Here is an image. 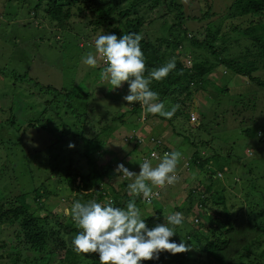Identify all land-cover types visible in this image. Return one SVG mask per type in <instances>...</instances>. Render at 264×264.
Returning <instances> with one entry per match:
<instances>
[{"label":"trees","instance_id":"trees-1","mask_svg":"<svg viewBox=\"0 0 264 264\" xmlns=\"http://www.w3.org/2000/svg\"><path fill=\"white\" fill-rule=\"evenodd\" d=\"M6 1L14 2V10L5 4L4 7H0V28L1 22L9 28L17 23L21 27H32L31 24H33V21L31 20L37 18L39 11L43 9L46 15L49 16V19H51V32L54 33L56 31L59 38H57V35L56 39L49 38L47 31L46 33L40 34V40H53L54 42L61 43L60 51L64 52L69 51L71 45L65 41L60 42L59 40L66 37L68 32L71 33L72 31L70 30L72 28L76 26L82 28V17H86L87 21L94 28H99L102 32L111 29L116 32L115 34L118 37L125 33L140 34L139 32L143 25L153 23L155 20L160 19L162 24L160 28L153 31V35H147L148 32H146L147 34H140L143 37L140 42V47L144 53L146 76L152 69L164 66L175 57V69L162 81L153 80L150 85L151 90L157 92L161 97V101H166V110H170L171 108L168 100L173 91L181 92L186 90L187 97L192 98V91L188 90L187 87L185 88V81H191L197 78L199 87L205 85V81L209 79L210 75L215 73L214 70L219 66H224L231 71L230 78H233L234 74L239 75V77H247L249 85L252 84L254 87V95L257 91H264V74L262 73L264 71V0H223L222 8L224 9L221 8L222 10L220 11H215L212 3H208L207 7L195 5V0H187V3L182 2V0ZM142 6L150 8L152 19L148 20L146 15L139 11V7ZM163 7L166 8V12L162 14L160 10ZM158 13L160 14L158 15ZM235 19L246 21V25L239 23ZM81 33L86 39L90 36L85 34L83 29ZM85 45L83 44L79 47L77 43L75 46L76 48L84 49ZM182 57L190 58V65L185 64ZM101 66L99 64L98 68L100 69ZM68 67L74 69L71 65H68ZM216 72L219 71L217 70ZM15 73L16 71L8 72L9 76L14 78L15 90L20 91L17 89V85L21 84L23 76ZM225 75L229 76L226 72ZM212 79H214L212 81L213 90L218 91V94H222L223 90H227L228 87L225 82L221 84L217 82L219 77L216 79L213 75ZM40 87L47 92L53 90L55 95L64 94V91L67 90L65 87L54 88L50 85H46V87L40 85ZM199 87L197 86V88ZM21 89V92L13 96V101L11 102L18 113H13V109H11V115L8 116V119H4L6 117L5 113L0 112V126L8 125L7 121L10 122V125L18 121L20 105L16 102L15 97H25L31 104L30 107L26 106L24 108L21 115H24L26 109L28 111L35 105L30 94L24 92L23 86H21ZM59 89H62V91ZM200 89L202 90V88ZM40 90L43 94L46 93L42 89ZM203 90L209 89L204 86ZM109 94H111L112 98L116 99L122 97L121 93L115 94L109 91ZM109 94L106 95V98ZM65 95L68 96V99L65 100L67 102L74 98L86 97L84 93L78 92L77 90H71L65 93ZM239 96L246 97V93L241 91ZM42 98L46 106L40 111L47 113L50 110V104L55 100V96ZM36 99L35 101L37 102ZM185 100L183 99L182 102H185ZM89 102L88 98L87 111L80 110L79 112L81 115L86 116L87 122L83 124L85 128L92 124L93 129L96 130L91 137L82 135L85 132L83 130L80 137L81 144H78L76 152L74 154L72 152H65L61 155L62 159L59 161L62 160L63 163L65 161L67 163L65 165L66 174H60L58 178L63 180V184L70 192L82 186H88L86 193L93 200L102 203L106 197L115 196L117 191L106 180H111V178L118 176V173L115 175L111 174L115 169L113 163L118 158V154L111 155L113 157L106 156L107 154L110 155L108 149L111 145L108 143L112 140V133L119 129L120 126L125 124L131 125L132 120H130V117L138 112L140 105L138 102L128 105L123 100L122 105L125 106L124 110H126V106L128 107L127 111L123 113V110L122 115L119 116L112 115L109 117V120H106L107 117L101 118L99 122L93 124L91 116L97 109L94 108V104L91 105ZM247 106L248 102L244 101L242 108L238 112L240 118L244 117L243 114L248 109ZM89 107L91 108L90 114H88ZM0 108L3 110L2 107ZM142 112L144 118L147 120L141 123V117L138 116L136 123L139 126L138 129L143 130L144 126L148 127L150 129L149 133L151 134L165 131L164 127L168 122L164 123V120H167V118L159 114H146L143 109ZM178 115L179 117L183 115L182 109H178L174 116ZM189 116L188 114L187 117L178 118L177 123L174 122L170 126L174 128L179 127V125L181 126L183 122L187 123ZM203 116L201 118L202 120L204 119ZM262 116L264 114L259 117ZM151 117L154 120L152 119L151 123H147ZM155 117H160L161 121L156 123ZM25 120L29 130L33 126H36L34 121H40L38 119L29 120L28 118H25ZM170 122L172 121L170 120ZM248 122L257 124L258 127L255 130L258 131V137H264V130L260 125L264 124V117L257 119V117L252 115L249 116ZM98 123L101 125L99 129L93 126L98 125ZM136 125L134 124L135 128H137ZM201 125L202 123L197 127ZM252 128L248 127L244 132L249 136L252 133ZM196 130L192 134L188 132L189 135L193 137L198 135ZM14 140V138H10L11 143L15 142ZM52 140L54 141H51V145L46 147L47 150L60 144L63 139L60 136H54ZM189 142L191 143L189 153H185L186 151L181 149L188 164L193 169L198 168V172L211 168V172L208 174L209 178L204 177L201 179V182L203 187H205L206 183L212 182L207 184V193L205 194L199 192L201 189L198 191L191 189L187 196L189 199L188 203L176 207L178 210H182L184 220L182 225L175 227L176 235L170 239L176 243H180L182 239L185 240L192 246L191 250L187 253L176 255L163 252L160 254L158 260L142 261V264H264L263 192L262 198L260 199V204L263 205V208L260 213L246 214L244 208L240 210L239 214L229 212L227 203L220 201V199L225 200V197H219L217 195V189L214 187V179L219 181L222 179L219 175L217 177L218 170L222 169L217 168L215 170L212 164L217 167V162L221 159L222 155L229 159L232 158V155L216 152L209 142L202 138L199 141ZM262 146L264 151V142ZM193 148L195 149L193 150ZM209 150L212 151L209 152ZM49 155L48 160H51V162L47 163L44 161L43 163L46 164L41 165V170L45 171L44 175L46 173L48 174L45 176L46 181L56 182L53 179L54 177H52L55 171L54 158L52 154ZM101 162L106 163L103 165V167L106 166L105 169L101 168ZM49 167L53 173L49 170ZM27 170H30L29 165ZM45 180H39L36 178L34 171L30 170L28 176L24 175L22 180L19 179V186L22 190L18 195V199H16L18 205L14 206L15 204L13 202L8 201L7 208L0 206V228L10 234L9 229L5 227L7 226L6 224L14 225L17 223V220L21 219L18 224V230L20 229L23 235L19 237L17 235V243H12L10 245L11 248H6L5 244L0 243V258L10 256L9 264H48L51 259L58 255L59 264H83L84 259L86 260L85 264H100L98 254L77 255L73 251L71 241L73 235L75 237L80 230L72 224V220L66 222L65 220L57 219L55 225H53L55 229L58 228V231H55L50 228L48 223V216L51 215L47 214L46 217L42 218L38 213L37 209H41L44 206L40 203L42 202V198L53 194L56 188L47 184ZM130 182L132 181H124V185L121 188ZM58 185L59 183L57 181L56 186ZM31 193H35L34 197L29 196ZM66 198L70 200L69 203L74 200V197L70 194ZM79 201L82 202L81 200ZM196 204H200L201 206L198 208L201 210V213L210 218L208 223L204 221L200 222V228L204 229L203 231L195 229L187 221L185 216L193 212ZM225 204L226 211H221L220 205L225 206ZM32 206H35V208ZM164 211L163 209L156 210L154 216L145 220L149 228L154 227L158 223L165 222ZM185 227L191 229V231L183 233L186 230ZM21 243H24L25 248L20 247ZM23 252L28 253L33 258H30L28 255L22 258L24 256Z\"/></svg>","mask_w":264,"mask_h":264},{"label":"rangeland","instance_id":"rangeland-1","mask_svg":"<svg viewBox=\"0 0 264 264\" xmlns=\"http://www.w3.org/2000/svg\"><path fill=\"white\" fill-rule=\"evenodd\" d=\"M0 0V7L7 5L10 9L14 10V2ZM195 5L206 6L208 3H212L215 11H220L224 8L223 0H195ZM199 7V6H198ZM222 8V9H221ZM226 8V7H225ZM160 10V9H159ZM139 11L144 13L148 20L152 19L150 8L139 7ZM24 12V11H22ZM160 12L163 14L166 12V8L163 7ZM160 13H158L159 15ZM90 16V15H89ZM30 17V14H29ZM236 20V19H235ZM32 27H21L19 24H14L10 28L6 24L1 22L0 28V107L3 108L0 112L5 113V118L11 115V109L13 113H18L11 104L13 101V96L16 93L21 92V86L24 88V92L30 94L32 100H34L35 105L32 109H27L24 115L21 112L26 106L30 107L31 104L25 97H15L16 102L20 105V115L18 121H15L10 125L0 126V206L7 208L8 201L13 202L16 206V199L20 194L21 187L19 186V179H23L24 175H29L30 170H33L36 178L39 180H45V171L41 170V165L48 160L49 154H52L54 158L55 171L52 177L54 181L45 182L51 186L56 187L53 194L48 197L42 198L41 209H37L38 213L42 218L48 216V223L50 228L58 231V228H54L56 220H72V224L75 225L72 217L65 214V210L69 209L74 200H81L82 203H87L93 200L87 192L88 186H82L77 188L75 191H68V188L63 184V180L58 178V175L66 174V161H59L61 155L65 152H76L78 144L80 143V137L82 134L86 137H91L96 129H93L92 124L87 128L83 124L87 122L86 116L80 114V110L87 111L88 108V98L89 103L94 104L95 113L91 116L93 124L99 122L101 118H106L112 115L119 116L122 115V111L125 106L123 104V97L128 93V84L125 83L122 88L115 89L111 92L117 94L121 93V98H112L109 94V88L105 81L100 79L99 73L105 67L104 63L98 60L97 66L92 68L83 64V59L86 58L89 52L95 53L94 41L99 35L104 34H115L116 32L108 29L106 32L100 31L99 28H94L93 25L87 21L86 17L81 18L82 28L76 26L72 28L71 33L68 32L66 37L61 38V41H65L71 45L69 51L64 52L61 50V43L54 42L53 40L41 41L40 34L46 33L51 39H56V31L51 32V19L46 15L45 10L41 9L39 11V16L34 18ZM78 21V20H77ZM75 21V23H77ZM239 23H244L246 21L236 20ZM162 22L160 19L155 20L153 23L145 24L140 29V34L153 35V31L160 28ZM83 29L85 34L90 35L88 39L81 33ZM59 38V35H57ZM77 41V42H76ZM88 41V42H87ZM78 46L85 45L84 49L76 48ZM185 64L190 65L191 59L187 57H182ZM99 64L101 68L99 69ZM71 65L74 69L68 67ZM219 72H216V71ZM16 71L15 74L23 76L21 84L17 85L15 90L14 78L9 76L8 72ZM215 73L210 75L209 79L205 81V85L199 87V82L197 78L193 80L185 81V88L192 91V98H188L186 95V90L181 92L173 91L169 96L168 103L172 107L174 105H180L179 109H182L183 115L180 117H188L187 123H181L179 127H172L174 122L178 121V116H173L171 119L164 120L168 124L164 127L165 131L162 133L151 134L148 127H143V130L138 129L137 118L141 117L142 121H146L144 118L142 108L139 107L137 113H134L131 117V125L125 124L120 126L119 129L112 133V140L108 144L110 155L108 157H113L111 155L117 153L118 158L113 163L115 169L116 167L123 163L130 171L135 173L140 172V157L146 152L148 153L158 142L164 141L172 151H179L182 156L179 161V169L176 174H178V180L174 185H168L163 188H154L151 204H147L143 197H132L128 194V185H124V181L118 178V176L111 178V180L106 179L109 183L116 189V195L106 197L102 202L110 199L114 207L125 208L126 204L135 199L137 207L140 208L142 218L145 220L148 217L154 216L156 210L163 209L164 214H172L175 212H181L178 210L177 206L186 205L189 201L188 194L191 189L199 190L200 193H207L206 183L203 187L201 179L209 178L208 174L211 172V168L206 171L198 172V168L193 169L191 165L188 164L187 159L183 155L184 153L181 149H184L189 153L191 149V143L189 141H199L201 138L209 142L213 149L220 153H229L232 158L229 159L224 155L217 162V167L213 166L217 173L222 179L219 181L214 179V187L217 189V195L219 197H225V200L220 199L222 202L227 203L228 211L234 214H239L241 209H245L246 214L248 213H260L262 211L263 205L260 204V199L262 198V192L264 194V151L263 142L264 137H258L257 124L254 122H248L249 116L254 115L257 119L263 118L259 117L264 114V91H257L254 95L253 85H249L247 77H239V75L234 74L233 78H230L231 71L224 67L219 66L214 70ZM225 72L228 75H225ZM219 73V74H217ZM264 74V71H262ZM213 75L216 77L218 83H226L227 90H223L222 94L215 89L213 90L212 81H214ZM182 77V76H181ZM23 82V83H22ZM46 85L53 86L54 88H63L67 90V93L71 90H77L86 95L83 98H74L69 102L65 101L68 96L65 93L55 95V92L45 91L43 88ZM197 86L199 88H197ZM209 90H203V87ZM250 87V88H248ZM202 88V90L200 89ZM42 89L46 93H42ZM200 89V91H198ZM62 91V89H59ZM69 90V91H68ZM102 90V92H101ZM34 91V92H33ZM246 93L245 96H239L241 93ZM36 93V94H35ZM109 94L106 98V95ZM46 96H55V100L50 104V110L47 113L40 111L46 104L43 103V98ZM57 96V97H56ZM37 98V102L35 101ZM186 99L185 102H182ZM159 101L161 97L159 96ZM244 101L248 102L247 110L243 114L244 117L240 118L238 112L242 108ZM29 102V103H28ZM164 102V101H163ZM166 102V101H165ZM164 102V103H165ZM191 104V106L189 105ZM122 105V106H121ZM91 108L89 107L88 114H90ZM38 110V111H37ZM128 107L126 106V110ZM192 112L193 115L191 114ZM87 114V115H88ZM139 114V115H138ZM204 119L202 120V116ZM191 117V119H190ZM25 118L38 119L40 121H34L36 126H33L31 130L27 127L25 123ZM135 118V119H134ZM156 123L161 121L160 117H155ZM177 118V120H175ZM134 119V120H133ZM150 118L147 123H151ZM115 120V119H114ZM170 120L172 122H170ZM186 121V120H184ZM40 122V123H39ZM39 123V124H38ZM177 123V122H176ZM202 125L197 127L199 124ZM134 124L137 128L134 127ZM260 124V123H259ZM264 130V124H260ZM95 128H100L101 125H93ZM252 128L251 135H247L244 131L247 128ZM197 129V130H196ZM197 131L198 135H189ZM189 132V133H188ZM32 139H30V137ZM54 136H60L63 140L57 146L52 149L47 150L46 147L51 145L50 142ZM135 136V138H133ZM10 138H14L15 142L11 143ZM69 142V143H68ZM69 144H74V148H70ZM67 145V146H66ZM66 146V147H65ZM195 148H193L194 150ZM63 150V151H62ZM207 151V150H205ZM212 150H209L211 152ZM59 154V155H57ZM102 163V162H101ZM101 164V168L105 169L106 166ZM153 166L158 163L152 162ZM30 170H27V167ZM60 169H62L60 171ZM115 169L111 172L112 175L117 174ZM230 169V170H229ZM49 170L53 173L51 168ZM60 172V173H59ZM217 172V171H216ZM72 177V175H70ZM57 181L59 183L57 185ZM219 183V184H217ZM58 189V190H57ZM18 191V192H17ZM90 192V191H89ZM72 195L74 197L73 202L69 203L70 200L66 198L67 195ZM35 193L29 194V196L34 197ZM30 201V198H29ZM259 201V204H258ZM34 203V202H32ZM101 203V202H100ZM216 206V205H214ZM35 208V206H32ZM209 207V206H208ZM221 211H226L225 206L220 205ZM183 214V213H182ZM184 215V214H183ZM199 217L200 222H209V217L203 215L200 209H196V206L192 213L186 216L187 221L192 224L195 229L203 231L200 228V222L196 223L195 217ZM21 219L17 220L14 225L9 223L5 226L9 229L10 234L6 233L0 228V243L6 245V248H11L12 243H17V238L23 236L20 232L19 223ZM50 221V222H49ZM3 227V226H2ZM185 232H190L191 229L185 227ZM18 230V231H17ZM175 230V229H174ZM18 235V237H17ZM77 235V234H76ZM74 238V235H73ZM25 248L24 243L21 246ZM15 249V248H14ZM24 256L33 258L26 252H23ZM1 255V251H0ZM10 256H4L0 258V264H9ZM86 260L84 259L85 264ZM48 264H59V256L56 255L55 258L51 259Z\"/></svg>","mask_w":264,"mask_h":264},{"label":"clouds","instance_id":"clouds-1","mask_svg":"<svg viewBox=\"0 0 264 264\" xmlns=\"http://www.w3.org/2000/svg\"><path fill=\"white\" fill-rule=\"evenodd\" d=\"M182 2L187 3V0ZM142 39L137 33H125L120 37L116 34L99 35L94 41L96 54L89 52L82 62L95 68L98 60L102 61L105 67L99 76L107 86L110 85L109 91L122 88L127 83L128 93L123 100L128 105L138 102L144 113L171 119L180 105L166 110L165 103L159 101L158 93L151 90L150 85L153 80L162 81L175 69V57L164 66L152 69L146 76L144 53L140 47ZM69 147L74 148L75 145L69 144ZM168 147L161 141L148 153L147 150L140 157L138 174L123 163L116 167L119 179L132 181L128 184L129 196L143 197L147 204H151L154 188L177 182L176 172L182 153ZM152 162L158 164L153 166ZM200 206L196 204V209ZM65 214L72 217L80 230L71 241L73 251L77 255L98 254L100 264H142V261L158 260L163 252L176 255L187 253L192 247L183 239L180 243L170 239L176 235L175 227L183 223L181 212L165 213L164 223L149 228L135 199L130 200L125 208L114 207L110 199L104 203L77 200L65 210ZM195 220L200 222L197 215Z\"/></svg>","mask_w":264,"mask_h":264},{"label":"built area","instance_id":"built-area-1","mask_svg":"<svg viewBox=\"0 0 264 264\" xmlns=\"http://www.w3.org/2000/svg\"><path fill=\"white\" fill-rule=\"evenodd\" d=\"M194 112H192L191 114L193 115Z\"/></svg>","mask_w":264,"mask_h":264}]
</instances>
